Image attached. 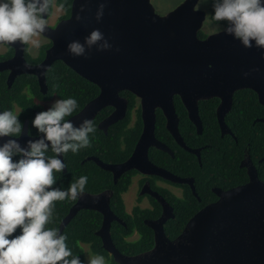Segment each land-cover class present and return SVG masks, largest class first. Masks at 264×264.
I'll use <instances>...</instances> for the list:
<instances>
[{
  "label": "water",
  "instance_id": "water-1",
  "mask_svg": "<svg viewBox=\"0 0 264 264\" xmlns=\"http://www.w3.org/2000/svg\"><path fill=\"white\" fill-rule=\"evenodd\" d=\"M83 2L73 0L70 17L55 28L48 26L43 36L52 46L42 64L24 65L18 49L14 63H19L22 72L11 70L13 61L0 64V70L12 71L11 82L17 75H37L45 91V78L41 73L62 61L101 89L96 99L69 120L79 125L84 118L94 119L106 106L118 107L102 124L105 132L109 125L126 115L127 102L120 96L122 91H129L140 99L144 129L135 153L119 166L96 160L104 170L121 174L135 169L175 179L149 162L148 150L154 146L169 151L155 136L157 109L163 111L172 135L188 149L179 134L174 105L177 96L200 133L203 125L199 104L202 101H221L217 113L224 131L225 115L232 108L236 92L252 90L264 105V50L245 48L223 31L201 39L199 34L207 14L194 10L197 0H185L166 15L158 14L151 0H87V9L81 14ZM101 4L105 5L104 15L98 21L96 13ZM78 14L83 19L78 21ZM95 29L112 44L110 50L97 51L94 47L88 58L75 57L68 52L72 41L83 42ZM29 137L32 136L26 122L21 136L16 138L24 143ZM160 201L166 208V203ZM81 209L103 214V226L97 236L102 239L104 250L118 264H264V183L256 173L251 174L249 184L220 193V199L192 217L175 240L165 234L163 225L170 218L166 214L158 222H148L155 231L154 247L133 257L123 255L113 242L111 225L118 219L105 194L82 196L63 220L62 233Z\"/></svg>",
  "mask_w": 264,
  "mask_h": 264
},
{
  "label": "clouds",
  "instance_id": "clouds-1",
  "mask_svg": "<svg viewBox=\"0 0 264 264\" xmlns=\"http://www.w3.org/2000/svg\"><path fill=\"white\" fill-rule=\"evenodd\" d=\"M208 0H197L198 10ZM214 28L238 40L245 48L264 50V0H211ZM56 0H0V44L19 43L39 49V37L48 31V16ZM105 5L96 18L100 21ZM59 5L57 10H62ZM87 9L81 3L80 13ZM78 14L79 21L83 16ZM106 51L112 44L95 29L68 45V52L88 58L91 49ZM247 75V74H245ZM78 108L73 97L57 99L35 114L31 126L38 136L21 143L22 121L19 113L0 111V264H84L74 256L68 237L53 223L57 201L76 200L85 192L88 177L81 175L65 188L57 183L67 163L61 156L78 153L91 144L96 132L93 119L79 125L66 119ZM49 152L55 155H49ZM19 229V232L17 231ZM87 264H105L102 255L88 256Z\"/></svg>",
  "mask_w": 264,
  "mask_h": 264
},
{
  "label": "flooded vegetation",
  "instance_id": "flooded-vegetation-1",
  "mask_svg": "<svg viewBox=\"0 0 264 264\" xmlns=\"http://www.w3.org/2000/svg\"><path fill=\"white\" fill-rule=\"evenodd\" d=\"M209 9L210 11H212V3L210 4ZM51 14H52V11L50 12V15L48 16V20L51 17ZM65 19H68V18L63 17L62 19H60V21L65 20ZM57 24L48 25V26L50 28H55ZM200 33H203L202 30ZM41 37L45 38L46 41L45 43L41 42V46L37 50L39 55L36 57H33L31 55L30 45H20L19 43L0 44V64H4L10 61H13L14 63V59L17 56V50L20 49L22 52L24 65L35 66V67L39 66L40 64L43 63L46 57L47 51L52 46V43L49 39H47L43 35ZM207 37L208 36H206L205 38ZM44 53H45V57L44 59H42V56ZM11 70H15V72L17 73L22 72V70H20L19 63H17V65L16 63H14L13 66L11 67ZM49 71L50 70H46L44 73H41V76H43L44 74V78H45V87H44L45 91L43 90L42 84L37 75H32V74L17 75L14 81L11 82L10 79H11L12 71H10L9 69H1L0 70V80H4L5 86L8 89H12L13 86L16 85L17 83L16 81H18L19 79L23 77L31 76L36 79L40 91L46 95L49 92L50 86H51V84H48V81H47V75L49 74ZM85 80L87 83H89L86 85L87 89H89L90 83L92 82L87 79ZM79 83H82V82H79ZM92 84L98 87L99 93L94 98L96 99L100 95L101 89L95 83H92ZM241 91H244V90H241ZM125 92H129V91H122L120 93V96L127 102L126 115L123 119L119 120L118 122L114 124L109 125L107 127L108 129L107 132H105L102 129L101 127L102 124L105 123L107 119L113 113L118 111V107L110 105L98 111L97 115L95 116L93 120L95 122V125H97V128L101 132H103L105 136H108L111 130L117 131L116 134L122 133L120 130V127L117 126L118 123L122 121H126L127 128L132 129L136 126L138 119L140 118L141 119V126H140L141 130L138 136L139 138H137V141L135 143V146L131 154L123 159H122L121 154H119V157H114L112 161L108 160L107 162L103 161L101 158L95 155H90L86 157L83 156L80 159L81 167L84 166L86 169L97 171L95 168L96 166L97 168H99V170L105 173L108 179H111L112 181L111 183H108V186L105 189H102L96 192L86 191L82 195L84 196L87 194L89 195L105 194L108 196L111 210L113 211V213L118 219V220L113 221L111 225V236H113L112 228L115 224H121L122 226L124 225L127 227V224L123 221V219H131L136 216H139V214H142L144 215V218H145L144 220L145 225L149 227L148 222H158L160 219H162L164 214H166L167 218L168 217L170 218L163 225L165 234L170 240H175L180 235V233L177 237H174V238L169 236L168 228L171 227V221L177 219L178 217H182L184 214L186 215L190 214V219H191L192 217H194L197 213H199L202 209H204L208 205L217 202L220 199V193L228 192L236 187L249 184L251 181L252 173H256L258 179L264 183V148L262 149V152L259 155H256L254 153V150L250 148V145H247V147L243 151L242 158L238 160L237 157L235 156L236 148L233 147L231 149L228 146L231 143V140H235L236 144H238L237 137L235 133L233 132V130L231 129V127L229 126L231 125L230 124L231 122L230 121L228 122L227 120V116L230 114L234 106V98H233V105H232L231 110L225 115V124H226L225 131L222 129L220 125V121H219V117L217 113L218 108L221 104V101L219 100L220 103L216 109V118H217V123L219 126L218 138L215 140H212L211 143H209V145L207 146H198V147H193V148L189 147V145L186 143L185 138L183 137L182 132L180 130L181 120H180V116L178 113L177 105L174 100L180 137L183 139V142L188 149L194 150L197 153L190 152L188 149H186L184 146H182L177 141V139L172 135V133L167 128V119L164 116L163 111L161 109L156 110V128H157L158 113L161 112L165 118V129L170 137H165L164 135L159 137L156 134V128H155V136L159 142H161L168 148L169 151H162L160 149H157L154 146H150L148 150V159H149V162L152 163L154 166L166 171V173H168L169 175H172V177H174L175 179H170V178H166V177L155 175V174L148 175V174H144L141 171H138L135 169L124 171L121 174H118L117 172H111V171L104 170L97 164L96 160L100 161L101 163L105 165H111V166H119V165L124 164L135 153L137 145L143 133L144 122H143V108H142L141 100L136 97L137 99L135 101H131L130 99L122 95ZM255 94L257 96V102L260 105V116H261L260 118H257L255 122L263 124V127H264V105L261 104L259 95L257 93ZM94 99H91L87 103L83 104L80 110H78L71 116L66 117V119H71L72 117L77 115ZM55 100L47 104H44V105L46 106V108H48ZM40 109L41 111L44 110L43 107H40ZM16 112L20 113L21 111L17 109ZM37 112H39V110H33L32 112L33 116H35ZM187 114H188V111H187ZM199 114H200V104H199ZM188 118H189V115H188ZM29 121L30 120L28 119L26 120V122H28V125L30 124ZM191 123L195 126V124L192 121ZM202 125H203V122H202ZM195 129H196L197 135L199 136H202L205 133L204 126H203L201 133L198 131L196 126H195ZM36 136L38 135H34L32 137H36ZM261 136H262L261 139H263V142H264V130L261 133ZM115 137L116 136L114 135L113 138ZM123 150H124V147H123ZM186 153L194 155L197 161L193 162V164L189 166ZM63 159H64V155H63ZM63 172L67 173V167H66V171L63 170ZM181 180H187V181L183 182ZM112 186L113 187L116 186L115 189H112L111 188ZM117 192L119 193V196H120L118 199L120 200V204L118 203L116 204V208L118 210V212L116 213L114 212V209L112 207V201H113V198L116 196ZM81 197H78L76 200H74V202L71 205L70 211L79 203ZM160 200H163L164 203H166V208L164 207V205L162 204ZM82 212H93V213L100 214L102 216V224H101V228H102L103 222H104L103 214L95 210L81 209L80 211H78L75 217ZM69 213L67 214V216L69 215ZM74 218L69 222V224L74 220ZM61 224H60V227H61ZM60 227H59V230H60ZM101 228L95 233L96 236H97V233L101 230ZM149 228L153 232V241L155 244V231L151 227ZM97 237L100 238L99 236ZM139 238H140L139 232L135 231L132 235H130L129 237H126L124 240L127 242H130V241H136ZM100 240L102 242L101 238ZM81 247L86 254L85 263L87 264L89 254L93 256H95L96 254L92 253L93 248L91 244L81 243ZM101 247L102 249H104L103 242L101 243ZM133 256H136V255H131L129 257H133ZM111 257L113 258V256ZM106 262H107V258H105V264Z\"/></svg>",
  "mask_w": 264,
  "mask_h": 264
},
{
  "label": "trees",
  "instance_id": "trees-1",
  "mask_svg": "<svg viewBox=\"0 0 264 264\" xmlns=\"http://www.w3.org/2000/svg\"><path fill=\"white\" fill-rule=\"evenodd\" d=\"M72 2L73 0H57V5L59 6L62 4L63 10L67 13L65 18H69L71 15ZM199 36L202 39L206 37L203 33H200ZM44 57L45 53L42 59H44ZM49 70L47 81L51 86L46 95L40 91L36 79L31 76L23 77L16 81L17 83L12 89H8L5 86L4 80H0V111L9 109L13 111L17 109L20 110L19 118L22 121V130L26 120H30L29 134L31 136L38 135L37 130L31 126V121L34 117L32 113L33 110L41 111L40 107L46 109L44 104L55 99L73 97L78 101V108L73 112L74 114L80 110L83 104L94 99L99 93L98 87L92 83H90V87L87 89L86 85L89 83L62 61L55 62ZM122 95L131 101L137 99L136 96L130 92H125ZM175 103L181 120L180 130L189 147L207 146L212 140L218 138L219 126L216 118V109L220 103L218 99H211L200 103V115L205 129V133L202 136L197 135L195 126L189 120L187 111L180 97L175 98ZM260 117V105L257 102L255 92L252 90H244L235 94L234 106L227 116V120L231 122L229 126L235 133L238 144H236L235 140H231L228 146L231 149L233 147L236 148L235 156L238 160L242 158L243 151L247 145H250V148L254 150L256 155L262 152L264 142L263 139H261V133L264 127L263 124L255 122V120ZM117 126L120 127L121 134H116L117 131L111 130L110 134L105 136L96 125V132L91 136V144L89 147L75 154L72 152L64 154V160L67 163V173H55L57 183L67 188L70 183L75 182L81 175H85L88 177L85 192H96L107 188L108 183L112 182L111 179H108L105 173L96 166L95 168L98 172L86 169L84 166L81 167L80 159L83 156L95 155L107 162L108 160L112 161L114 157H119V154H121L122 159L129 156L135 146L137 138H139L141 119H138L136 126L132 129L127 128L126 121L118 123ZM156 134L159 137L163 135L165 137H170L165 129V118L161 112L158 113ZM114 135L116 136L115 138H113ZM49 155L55 154L49 152ZM186 155L189 166L197 161L194 155L189 153H186ZM115 187L112 186L111 188L115 189ZM119 197V193L117 192L112 201V207L116 213L118 212L116 204H120V200H118ZM73 202L74 200L71 199L56 202L53 223L49 225L50 227L59 229L62 220L69 213ZM144 220V215L139 214V216L131 219H123L127 227L121 224H115L113 226L112 237L116 247L122 254L127 256L137 255L153 248V232L145 225ZM189 220L190 214H184L182 217H178L171 221V227L168 228L169 236L174 238L177 237L179 233L181 234ZM101 224L102 216L100 214L82 212L64 229L63 233L68 237L67 243L72 249L73 255L79 256L84 261V264H86V254L81 247V243L91 244L93 248L92 253L107 258L106 264H117L108 252L102 249V242L100 238L95 235L101 228ZM17 231L19 232V229ZM135 231H138L140 234L138 240L130 242L124 240Z\"/></svg>",
  "mask_w": 264,
  "mask_h": 264
},
{
  "label": "rangeland",
  "instance_id": "rangeland-1",
  "mask_svg": "<svg viewBox=\"0 0 264 264\" xmlns=\"http://www.w3.org/2000/svg\"><path fill=\"white\" fill-rule=\"evenodd\" d=\"M183 1H185V0H151V3L154 6V8L158 14L166 15L169 12H171L172 10H174L177 6H179ZM210 4H211V2H210V0H208V3L202 4L199 7V10L204 11L207 14V19H206L204 27L202 29L203 35H205V36H210L212 34H215V33H218L219 31H221L219 28H214L212 26V21H211V17H210L212 11H210V9H209ZM56 5H57V0H56ZM57 7H58V5H57ZM57 7L52 8V10H51L52 14L48 20V25H56L60 21V19L67 16V13L63 9L57 10ZM39 39L41 42H44V43L46 41L45 38H43V37H39ZM30 48H31L30 49L31 55L33 57H36L39 55V53L37 51L38 49H33L32 47H30Z\"/></svg>",
  "mask_w": 264,
  "mask_h": 264
}]
</instances>
